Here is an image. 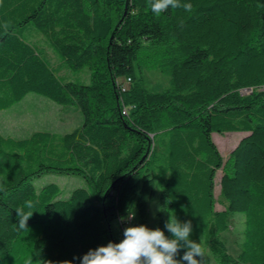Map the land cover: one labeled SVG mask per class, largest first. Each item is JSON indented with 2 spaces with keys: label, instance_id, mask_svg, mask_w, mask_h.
I'll return each mask as SVG.
<instances>
[{
  "label": "trees",
  "instance_id": "1",
  "mask_svg": "<svg viewBox=\"0 0 264 264\" xmlns=\"http://www.w3.org/2000/svg\"><path fill=\"white\" fill-rule=\"evenodd\" d=\"M126 2L0 0V110L35 94L77 104L83 115L64 134L0 133V262L26 249L35 264H58L118 243L112 223L130 214L147 223L159 182V228L171 237L169 216L191 220L202 264H212L208 249L218 264H264V0H180L193 10L160 14L151 0H129L127 12ZM32 34L45 37L71 78L28 41ZM146 49L169 73L161 91L138 72ZM233 131L247 134L225 163L212 134ZM222 168L226 204L217 209ZM50 172L82 176L86 186L68 194L57 182L38 187ZM26 200L36 212L19 229L16 208ZM238 212L244 240L233 255L222 235Z\"/></svg>",
  "mask_w": 264,
  "mask_h": 264
},
{
  "label": "rangeland",
  "instance_id": "2",
  "mask_svg": "<svg viewBox=\"0 0 264 264\" xmlns=\"http://www.w3.org/2000/svg\"><path fill=\"white\" fill-rule=\"evenodd\" d=\"M28 41L39 47L51 64L59 70V75L65 78H71L72 73L61 62L58 56L49 47L45 37L41 35H28ZM139 74L143 77L145 86L151 91H161L169 86V73L160 64V54L146 49L140 56V62L137 65ZM81 77L88 79L89 71L81 74ZM248 91H244L247 93ZM83 123V115L77 104L67 106L59 105L56 102L35 94H30L20 104L11 109L0 110V133L10 135L16 138L29 136L37 130H48L64 134L74 130ZM247 133L243 131H233L226 133L214 132L212 134L214 142L217 144L226 163L232 149L238 144L240 139ZM224 169H219L215 178V198L216 208L223 209L225 200L220 194V180ZM38 187L48 182H57L63 192L68 194L75 187L86 186V181L82 176L71 175L60 172L45 173L35 180ZM160 186L156 182V194L152 197L148 205V221L145 223L150 228L159 227L158 211ZM128 216H124L126 220ZM246 215L243 212L235 213L229 218V230L223 233L222 237L226 241L229 252L237 255L241 250L244 240ZM138 217L132 221L121 223L120 219L112 223L114 237L120 242L123 239V230L125 227L135 225ZM212 264H218L217 259L208 249ZM0 264H35L30 257L29 250H16L7 256Z\"/></svg>",
  "mask_w": 264,
  "mask_h": 264
},
{
  "label": "clouds",
  "instance_id": "3",
  "mask_svg": "<svg viewBox=\"0 0 264 264\" xmlns=\"http://www.w3.org/2000/svg\"><path fill=\"white\" fill-rule=\"evenodd\" d=\"M170 7H183L186 12L193 10L191 3L181 4L180 0H151V10L156 14ZM34 208L35 203L31 200H26L23 206L16 208L19 229L28 228V221L36 212ZM134 219L135 215L130 214L127 221ZM164 227L171 237L159 227L129 224L124 228L120 242L109 241L73 260L79 259L80 264H202L205 251L201 243L191 239V220L181 221L175 215L169 216ZM73 260L60 261L58 264H73ZM47 264L53 262L48 261Z\"/></svg>",
  "mask_w": 264,
  "mask_h": 264
},
{
  "label": "water",
  "instance_id": "4",
  "mask_svg": "<svg viewBox=\"0 0 264 264\" xmlns=\"http://www.w3.org/2000/svg\"><path fill=\"white\" fill-rule=\"evenodd\" d=\"M128 4H129V0H127V2H126V12H127V10H128ZM125 12V13H126ZM113 38V37H112Z\"/></svg>",
  "mask_w": 264,
  "mask_h": 264
}]
</instances>
